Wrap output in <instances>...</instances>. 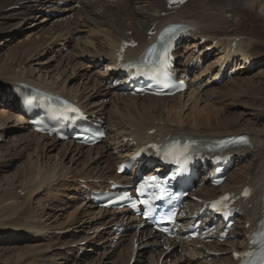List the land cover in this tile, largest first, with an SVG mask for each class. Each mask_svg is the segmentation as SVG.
<instances>
[{
    "label": "rangeland",
    "instance_id": "374dc122",
    "mask_svg": "<svg viewBox=\"0 0 264 264\" xmlns=\"http://www.w3.org/2000/svg\"><path fill=\"white\" fill-rule=\"evenodd\" d=\"M17 10L18 11L22 10V7H19V9ZM17 10L15 9V10L8 11V12H13ZM256 12L258 16L257 18H252L251 21L246 19L245 22H243L244 24L242 28L244 30H243L242 35L239 36V38L241 39V41L247 43L246 46L250 45L249 48H251V50H254V51L261 50V52L263 53L264 52V34H261L260 32L264 31V18H263L264 17V2H262L260 8H258ZM3 14H6V13H3ZM210 14L214 15L213 12H211ZM229 14L230 13H228L227 15ZM35 15L40 16V14L38 13H35ZM53 15L62 16V14H56V13H53ZM227 15L223 18H226V20H228L229 23L238 24L239 21H235V18L231 16L229 18ZM42 17L40 16V19ZM39 20L28 19L27 23H24L23 27L17 28L16 30H11V35H13L14 40H16V42L19 40L20 42L25 41V37H22L20 30H22V28L26 29V27L29 26V24H33ZM58 25L59 24H57V26ZM104 26L105 25H101V24L99 25V27L103 29V31H105ZM73 31H77L79 35V37L77 36V38L72 39L73 42H77V40H79L82 43H88L93 38L95 39V41H97V40H101V37H102L101 35L98 36L97 33H94L95 32L94 30L91 31L89 28L75 29L74 27ZM256 31L257 32L260 31V32L257 34ZM24 34L25 33H23V35ZM58 34L59 33L55 35H58ZM98 37H100V39H98ZM1 41L2 40H0V42ZM7 44H10V43H7ZM187 44H188L187 46L183 47V50L188 53L187 55H186V52H184L183 54L186 55L187 57L178 54L180 58L186 57V60H183L185 62L184 64H182L183 66L182 70L188 69L185 67H189L190 63L193 61V58L195 57L193 56V52H192L194 43L188 42ZM16 46L17 45L15 44H13L12 46L9 45L5 49L2 57L0 58V82H3L4 77H7V76L3 77L4 73L10 74V72H13L14 70H15V73L24 71L25 73L28 72L29 74H32V76L34 75L33 78L35 80L39 78L38 80L40 81L41 79V82H45V80L48 82V77L50 78V81H52L53 79L60 80L62 78L64 80H68L69 88L79 87V90H78L79 94H82L83 91L86 89L83 94L84 96H87V95L93 96V98L91 99V102H95V103L98 102L100 104H102V102H105L104 104L107 105L110 111H111L113 103H117V102L120 103L119 101L120 99H117V101L116 99L115 101L113 99L115 97V94L117 95L116 93L118 90L117 88L111 87L110 95L106 96L105 95L106 93L104 92H102L101 94L100 86L104 84L101 83L100 86L99 85L96 86L95 81H97V79L96 78L93 79V78L94 76L98 78L99 77L98 75L103 74L104 71H101L100 68H98L99 69L98 71L97 69H94L97 66L94 64V62H92L93 60H91L90 62H83L85 63L84 64L85 66L83 67H80V66L70 67L67 64H65L66 62L60 65V59H61V56L63 55L61 56L54 55L55 52L53 51H54V48H57L56 44L54 48L51 47L50 50L47 49L46 46L42 47V49L41 48L38 49L36 52L30 55V58L28 60L23 59V58H26L25 54L22 53L23 50L18 51L17 56L16 55L7 56L9 49H12V47H16ZM210 46H211V42H210L209 47ZM204 48L205 46L203 47V49ZM64 51L66 52L65 56H68L69 51L67 49H64ZM217 53L218 52L214 54L215 56L214 55L211 56L209 58V62H206L205 64L210 65L214 63L219 58L218 56H216ZM51 57L52 59L50 60ZM254 57H256L257 59L259 57L264 58V55L254 56ZM79 58H82V57H79ZM188 59L192 61L188 62L187 61ZM78 60L80 61V59ZM104 64L108 66V61H105ZM196 68L198 67L195 66V69ZM90 71H94L95 73L99 72V73L97 75L94 72H90ZM85 72L87 76L91 75L89 79V83L87 79H83V77L86 76L84 75ZM91 73L95 75L93 76ZM241 74H246L245 77L250 78L254 83L260 80L263 81L264 65L257 67L256 69L250 72H247V73H238L235 76V78L242 76ZM68 76H71V77L69 78ZM190 78H191V82L195 80V73L191 74ZM235 78L228 79L221 85H213V86H210V87L208 86V87H204L201 89L203 85L202 84L201 87H199V89L195 90V92H191L190 90L186 94V96L179 95L181 98L179 97L178 100L176 101L178 104H180L181 107H179L177 110H175L174 108L175 111L173 110L172 114L170 115V120H173L174 118L173 115H177L179 113L178 115H180V121L186 122L184 123L185 127L189 126V129L191 128V130L202 129L203 127H200V126H198L197 128L195 127L197 126L196 123H199L198 121L204 118H211V123L213 124L216 119L222 120L224 118V120L231 122L233 118L235 117V118H238V120L236 121V124H237L236 129H240V128L242 129V124L246 126H250L254 122L253 117L257 113V108L255 107L253 100L258 105H261V104L263 105L264 104L263 102L264 101V91L259 92L258 90H260V86L257 84V89H256L257 91L255 92L256 93L255 95H251V94L244 93V92H243L244 94H242V92H240V90H237V89L236 90L234 89L235 93H229L228 91L231 89V86L233 85L232 83L233 80H237ZM92 79L94 81H92ZM196 79H199V78H196ZM208 79L212 80L211 76L205 77L204 79L205 82ZM47 82H45V84ZM98 82L100 83L99 80ZM1 85L2 84L0 83V86ZM8 85L9 84H7L6 86ZM94 87H96L94 91L90 92L91 89ZM95 92H98L101 95H95ZM218 92L223 93L222 98H219ZM9 94L10 93L6 91L4 92V94L0 93V102H1L0 103V119L1 117H5V116H7L8 118L7 121L3 122V125L0 128V195L3 192H5V190L7 189L17 188L14 191V194L15 192H16L15 195L19 194L17 195V198H18V201L20 202L19 203L20 207L18 206L17 208L18 214L15 216L16 218L14 217V220H12L16 226H13V227L11 225L9 226V223H7V220L0 219V231L2 232L10 231L8 233L9 235L7 236L6 234L0 235V264H124L129 254L131 255V252H132L131 244H132L133 238L131 239V243L129 245L130 247L127 248L128 252L125 251V248L128 245L129 241H126L125 246L122 248L115 249L114 247H111V248L108 247L106 250H103L100 247L101 245H98V244L94 245L92 241L84 240L86 238L87 240L88 238H90L91 240L95 239L91 237L94 236L95 231L100 225L103 226V224H100L102 222L100 217H102L103 214L100 215L99 213H104V211H100V210L98 211L97 208L94 209V206L92 204L85 203L84 197L81 194V192L85 194V191L81 188V186L78 183H80V177L81 179H84V180L102 179L105 182L108 179L109 175L115 174L116 164L119 163V159H122L123 156L126 157V154H128L127 152L123 156L122 154L119 155L122 158H118L119 156L114 158L112 155V152L115 150L125 152V150H123L122 147L120 146L128 145L125 142L121 143V140L123 139L122 138L123 135L121 133H118L120 132V129L118 128L123 129L124 125L126 128L128 127L126 125L127 123L124 122L126 118H123L122 119L123 121L121 120L122 123H124V124L121 123V126L120 125L118 127L110 126L109 128L110 136L108 137V139L110 138L109 139L110 142L109 140H107L103 142V144L100 145L101 148L99 146V150L103 149V147H107L104 153V158H102L98 163H94L95 160L93 159L96 158L95 156L96 153H89L88 151H85L84 154L78 155L77 152L76 153L74 152L75 148H72V146H70L69 151L66 153H65V150H63L64 149L62 147L63 144L56 145V147L48 146L45 148H41L40 145L39 147H36L37 144L35 143H37V141L35 142L32 140L38 139V137L33 136V133L31 134V130L25 126L26 123L24 122L16 123L15 122L17 120L13 116H16L17 118H22V115L20 114L19 111L17 112L18 108L15 107L14 104H12ZM177 97L178 96L174 98H177ZM104 98L106 99L105 101H103ZM124 99L126 100L127 98H124ZM138 100L143 101V100H146V98L138 99ZM139 103H142V102H139ZM2 104L6 105V107L3 108ZM7 106L12 107L17 113L11 112L10 110L11 108H8L9 109L8 110ZM124 107L126 108V106ZM168 107L170 108V106ZM108 108L107 110H109ZM100 109H103V111ZM105 109L106 107H99L98 109L91 108L93 112H100V114L102 113L105 114L101 116L107 115L106 116L107 118L106 122H107L109 119L108 117L110 116L109 115L110 111L106 113ZM167 116H168V113L167 114L163 113L162 118L164 117L166 120L168 119ZM149 117H152L153 119L154 115L149 114ZM99 118H102V117L99 116ZM157 121L154 123L155 126H159L162 123V121H158V123ZM189 123H191V125H188ZM151 124L152 122L149 121L148 126L150 127ZM167 124L173 129L178 128V126L180 125L179 123L178 125L176 123H173L172 125H170V123H167ZM259 125L261 126L260 127L261 129L264 128V112H263V118L259 121ZM41 143L42 142H40V144ZM112 145H113V149L110 150V147H112ZM110 155H111L110 159L114 158L116 160V161L114 160V163L113 161L108 162L107 159L109 158ZM255 163L257 164L256 161H253L252 155H249V157L245 161H243L241 164L239 162L236 163L234 167L236 165L237 166L230 172L232 177L229 175L228 176L229 180L227 179V182L231 181V183L229 184L237 183L239 179H242L241 176L244 175L243 171H246L247 169H251V167H254ZM35 167L38 169V171ZM40 171H42L41 174H43L44 171L46 174H52V175L55 174L56 177L54 176L53 178L54 180L51 179L49 182L45 181L43 183V186H37L38 182L36 181L35 177ZM64 173L65 175H62ZM85 174L88 176L85 177ZM93 175L95 177H92ZM114 176H117V175H114ZM114 176H111L110 178L114 179ZM33 179L35 181L31 185L30 182L33 181ZM29 184L31 185V187H29ZM76 185H78V188H75ZM20 187H22V189ZM19 188L23 192H21ZM30 188L33 191L36 190V192L32 193V191H30ZM108 215L109 214H107V217H109ZM112 216L111 218L113 219L116 216V214H113ZM24 224L28 225L26 226L30 228L29 229L30 231H28L27 234L20 236L19 234L23 233L20 228L26 227L24 226ZM15 227H19V228L15 229ZM110 227L111 225L108 226L109 230H110ZM23 229L25 230L26 228H23ZM105 231L106 230H104V232ZM136 233L138 232L136 231L134 235H136ZM109 234L110 233L107 232L108 236ZM102 235H104V233ZM111 240L113 241L114 238ZM108 241L109 239H106L104 243L107 244ZM145 241L149 242L148 239H145ZM83 242H89L87 243V245L84 246V247H87V249L85 248H82V249H85V251L90 252V253L86 255V252L83 251L84 257L79 258V261L69 260V259H73L74 252L77 249V247H74V246L79 245L78 243H83ZM122 242L123 240L121 238L118 244ZM238 242H241V241H238ZM148 244L149 243H147V246L144 245V246L138 247L137 250L133 249L134 250L133 255L135 254V251H139V253H144L143 257H139V254H136L138 257H136V261L134 264H149L148 263L149 258H151V264H155V263L159 264L158 261H160L162 257H163L162 261L164 263L166 261V263L168 264H169L170 258L171 259L174 258L173 259L174 261H171L172 264H175V263L180 264V262L184 259V257L187 258L186 264H193V263L202 264L203 262V260L192 262V261H195L197 258L192 260V256L196 254L192 255L191 253H189L190 248H188V246H185L183 251L181 247H177L174 249V246H172L173 251L169 252V250L171 249V248L169 249V247H166V248H164V246L154 247L152 243H150L149 245ZM94 250H95L94 253L91 252ZM162 250L166 252L165 256L167 258L165 256L160 257ZM186 253H189L190 256H187V257L183 256V255H187ZM178 255H181V256H178ZM77 256H78V253H77ZM225 256L229 257L228 254ZM224 257H221V258L223 259L228 258V257H225V258ZM155 261H157L158 263ZM203 264H205V262Z\"/></svg>",
    "mask_w": 264,
    "mask_h": 264
},
{
    "label": "bare ground",
    "instance_id": "6f19581e",
    "mask_svg": "<svg viewBox=\"0 0 264 264\" xmlns=\"http://www.w3.org/2000/svg\"><path fill=\"white\" fill-rule=\"evenodd\" d=\"M65 1L66 0H0V40H2L0 42V45H1L0 46V58L2 57L5 49L9 45L12 46L13 44H15L17 46L12 47V49H9L7 56H15V55L17 56L18 55L17 52L23 50L22 53H24L26 57L23 59L28 60L30 58V55L36 52L35 50H38L39 48H42L48 45V42L50 41V37L55 36V34L65 32L67 30L71 32L73 31L74 27L75 29L89 28L91 31L94 30L95 31L94 33L100 32L99 35L102 36V37L100 36L101 40L96 39L97 41H95V39L93 38L90 42H88L89 44L88 43H83L82 45L76 44L74 47V52L76 53L75 59L69 58L67 59V62L68 64H73V62L79 61L78 60L79 57L83 58V57L90 56L93 60L92 62L98 63V61H100L101 63L102 57L107 56L108 57L107 58L108 69L110 73L112 70V67L116 64L115 53L120 43L122 42V40H129L130 38H133L138 42L137 48L130 49L127 52L129 57L131 58L137 57L147 47V45H149L152 41H154L155 37H152L151 41L148 40L149 39L148 33L149 31L152 30V28L160 30L162 27H164L168 23H173L179 20H184L186 23H188L189 25H191L192 27L196 29L197 32L192 36L194 39L198 38V41H200V39L203 37V38H207V40H210V41H213L215 39L219 40V44L216 47H218L219 49L222 48V50H220V52L216 54L219 57L218 60L210 65H207L206 69L200 72V75H206L208 71L211 70L217 63L223 64L225 62V60L222 61V59L227 53L225 50L226 43L230 41V39H237L239 38L240 35H242L243 30H244L242 28L244 24L243 22H245L246 19L251 21L252 18H257L258 16H257L256 10H258L262 2H264V0H190L181 9L177 10L176 12L172 14H168L165 8L164 0H67V1H70V4ZM25 2L27 4H25ZM20 4H22V9H23L20 12L17 10V11L8 12L6 14H3V12H5L6 9L12 6L20 5ZM210 11L213 12L214 15L213 14L211 15ZM35 13H38V14L48 13V14H47V17H45L44 15L40 19V16L35 15ZM53 13L62 14V16H54ZM228 13L231 14L230 15L231 17L235 18V21H239L238 24L229 23L228 20H226V18H223ZM28 18H33L34 20H39V19L40 20L33 24H29V26H27L26 29L22 28V30L20 31H21L22 37H25V41L20 42L19 40L16 42V40H14L13 35H11V30H16L17 28L23 27L24 23H27ZM57 24L59 25L57 26ZM100 24L105 25L104 30L106 32L103 31V29L99 27ZM129 32H131L130 36L127 35ZM259 32H257V34ZM23 33L25 34L23 35ZM260 33L264 34V31H261ZM7 43H10V44H7ZM246 44L247 43L243 41L240 42L235 52L241 53L242 55L249 54V57L252 59H257L254 56L264 55V52L262 53L261 50H257V51L251 50V48H249L250 45L249 46L247 45L248 46L247 47ZM209 45L205 46L204 49L209 48ZM204 49H201V52ZM177 57L179 58V55ZM243 58L244 60L246 59L245 56H243ZM51 59L52 57L50 58V60ZM190 59H188L187 61L191 62L192 60ZM100 63H98V65ZM185 68H188V67H185ZM90 72H94V71H90ZM24 73L25 72L22 71V73L19 72L17 75L13 74V72H11L10 74H5L3 75V77L4 76H7V77H4L5 80L0 83L3 84V83L9 82V83L16 84V85H13L12 87L19 86L17 85L19 83H31L44 91L53 92L54 94H59L65 97L66 99L74 100L76 98L75 96L70 98V97H67V95H63L61 92H62V89L64 88H59V85L56 83L50 84L47 82L45 84V82H41V79L39 81L38 80L39 78L35 80L33 78L34 75L32 76V74H29L28 72L25 74ZM98 73H95V74L98 75ZM91 74L93 76L95 75L93 73ZM216 74H218V72L215 73V76ZM241 75L242 76H239L237 78L233 77L237 80H233L232 82L233 85L231 86V89L228 91L229 93H235V90L237 89V90H240L242 94L248 93L251 95H255L256 94L255 92L257 91L256 90L257 84L260 86V90L258 91L259 92L264 91V79L263 81L260 80L254 83L250 78L245 77L246 74H241ZM71 76H68V77L70 78ZM89 77H91V75ZM185 77H186V74H185ZM95 78L97 77L94 76L93 79ZM93 79L92 81H94ZM55 85L57 86L56 88H55ZM100 85H101V82H100ZM111 87L112 86L110 85L100 86L101 94L102 92H104L106 93L105 94L106 96L110 95ZM95 88L96 87L92 88L91 92L94 91ZM218 93H219L218 94L219 98H222L223 93L222 92H218ZM101 94L98 92H95V95H101ZM9 97L11 99L12 104H14V106L18 108L17 112L19 111L20 114L22 115L20 108L16 105L17 98L12 93V91L10 92ZM179 97L180 96H178L177 98L172 97L173 99L155 98V97L147 98L146 97V100L139 101L138 98L136 97H129L125 100L123 97L119 96L118 94L117 95L115 94V97L113 98L114 101L115 99L116 101L117 99H120L119 100L120 103L112 102L113 104H112L111 111L107 107V105L104 104V102H102V100H101L102 104L98 102L97 103L93 102V105L91 104V106H88V107L82 106V107L85 110L90 111L91 115H96L97 117L99 116L102 117L101 115H105V114L104 113L100 114V112H93L91 108L98 109L99 107H106L105 112L107 113L108 111H110L109 112L110 116L108 117L109 119L106 123L108 124V128H107L108 130L110 126L112 127H118L119 125L121 126V123L123 121L122 119L126 118L124 122L127 123L126 125L128 127L126 128L124 125L123 129L118 128L120 129V132L118 133H121L123 135L122 136L123 139L121 140V143H124L125 139L127 138H132L136 142H143V141L147 142V141H151V140L153 141L156 139L164 140L168 134H171L172 137L176 135L189 134L192 136H200V137H206V138H211V139L224 138V137H229L233 135H243V134L249 136L251 145L239 148L235 150V152H237L238 154H243V155H247V154L252 155L253 161H256L257 164L255 163L254 167H251V169H247L246 171H243L244 175L241 176L242 179H239V181L235 184H229L231 183V181L230 182L226 181V183L222 187L214 188V187L205 185L197 191L198 197L205 199V200H211L225 192H229L230 194H235V197H238L240 196L244 187H250L252 189V198L248 202L246 203H241L240 201L238 202L241 205L242 212L244 213L243 217L245 219L242 225L240 226V228L242 229L240 232L242 236L244 237V239L241 242L237 241V242H228L224 244L215 243V244L206 245V248H208L209 250L223 252V253L229 252V257L226 259L211 258L209 260L210 256L207 255L204 249L202 250L196 249L197 244L173 243L174 241H170L169 243L171 245L168 246L169 249L172 248V246H174V249L177 247H181L182 251L185 248V246H188V248H190V251L187 249L189 253H191L192 255L196 254L192 256V260L196 258H200L202 256L204 257L202 259L203 260L202 264L204 262L205 264H232V263H235L234 252L246 246L247 241L245 237H246L247 232L249 231V229L246 227L247 224H249L251 227H256L258 221L263 216V207H262L261 200L263 196V185H264V128L263 129L260 128L261 124L259 125V121L263 118L264 104L258 105L253 100L255 107L257 108V113L253 117L254 122L250 126H246L242 124V129L241 128L236 129L237 128L236 121L238 120V118L234 117L231 122H228L224 120L223 118L222 120L216 119L213 124L211 123V118H204V119H201L202 121L201 120L198 121L199 123H196L197 126L195 127L197 128L198 126H200V127H203L202 129L191 130V128L189 129V126L185 127L184 123L186 122L180 121V115H178L179 113L177 115H173L174 117L173 120H170V115L172 114L174 108L175 110H177L179 107H181L180 104H178L176 101L178 100ZM139 102H142V103H139ZM123 105L126 106V108ZM168 106H170V108ZM107 108L109 110H107ZM100 110L103 111V109H100ZM163 113H166V114L168 113V116H167L168 119L165 120L164 117L162 118ZM149 114L154 115L153 119L152 117H149ZM13 117L16 118L17 120L15 121L16 123L24 122L27 124V119H25L23 116L22 118H17L16 116H13ZM156 117L158 118L161 117V118L158 119ZM7 120H8L7 116L1 117L0 128L3 125V122ZM157 120L162 121L163 124L160 122L161 124L159 123L160 124L159 126H155L154 123ZM149 121L152 122L150 127L148 126ZM167 123H170V125H172L173 123H176L178 125L179 123L180 125L178 126V128L173 129L172 127L168 126ZM188 125H191V123H189ZM151 130L155 131V133L152 135L149 134ZM33 136L38 137V139L32 140L35 142L37 141V143H35L37 144L36 147H39V145L41 148H45L48 146L56 147V145L60 144L59 142L55 141L54 139H50L47 136H39L36 133H33ZM107 138H108V135H107ZM40 142L42 143L40 144ZM127 144H128L127 146L125 145L120 146L122 147L123 150H125V153L128 152V154H126V157H128L129 153H131L133 150L132 148H130V145H129L130 143H127ZM70 146L71 145L66 144V143L63 144L62 147L64 148L63 150H65V153L69 151ZM72 148H75L74 152L75 153L77 152L78 155L84 154L86 150L85 148L78 146V145L77 146L73 145ZM106 149L107 147H103V149L99 150V147H96V148H89L87 151L89 153H96L95 155L96 158L95 159L92 158V159L95 160L94 163H98L102 158H104V153ZM110 158H111V155L107 159L108 162L113 161L114 163L115 159L114 158L110 159ZM118 158H122V157L119 156ZM238 162L239 160H237L236 163ZM158 170H162V169H158ZM41 173L42 171H40L35 177L36 181L38 182L37 186L43 185L45 181L49 182L55 176V174L53 175L46 174L45 171L43 174ZM62 175H65V173ZM86 176L88 175L85 174V177ZM230 176L232 177L231 174ZM114 179H122L125 181L130 180V178H126V177L119 178V176H114ZM34 181L35 180L33 179V181H31L30 184L32 185ZM30 184H29V187H31ZM89 186L94 188V190H99V188L102 187V183L98 186L97 185H89ZM22 187L20 188L22 189ZM20 188L19 190H21ZM16 189L17 188L7 189L5 190V192H3L0 195V216H1L0 219L7 220V223H9V226L11 225L12 227L16 226L12 220H14V217L18 214L17 208L20 203L17 198V195L19 194L15 195L16 192L14 194V191ZM30 191H32V193L36 192V190L33 191L31 190V188H30ZM124 211L127 212V210H124ZM117 223H122V222H120L119 220L115 224ZM26 225L27 224H24V226ZM125 225L129 226L130 223L127 222L125 223ZM27 226L23 227V228H26L25 230L22 227L20 228L23 232L22 234H19L20 236H23L27 234L28 231H30L29 230L30 228H28ZM16 228H19V227H15V229ZM9 232L10 231H3V232L0 231V235L6 234L7 236L9 235L8 234ZM132 238H133L132 244H131L132 252H131V255L129 254V256L126 258V261L124 262V264L130 263L133 257V253H134L133 249L137 250L138 247H141L144 245L147 246V243L149 244L152 243L154 247H158V246L163 247V244L158 239V237L154 234H148L145 229L136 233V235H134V237ZM134 239H136V244L134 243ZM145 239H148L149 242L148 241L146 242ZM135 245L136 246L138 245V246L135 248ZM163 250H162V253L160 254V257L166 255V252ZM138 254H139V257L144 256V253H138ZM178 256H181V255H178Z\"/></svg>",
    "mask_w": 264,
    "mask_h": 264
},
{
    "label": "snow or ice",
    "instance_id": "6c2138e0",
    "mask_svg": "<svg viewBox=\"0 0 264 264\" xmlns=\"http://www.w3.org/2000/svg\"><path fill=\"white\" fill-rule=\"evenodd\" d=\"M71 111H73V112H75V111H77L76 109H71ZM240 140L242 141V142H246V138H240ZM227 199V197H225V200ZM213 207H215V205H213ZM262 229H264V224H262L261 226H260ZM165 231H167V229H165Z\"/></svg>",
    "mask_w": 264,
    "mask_h": 264
}]
</instances>
